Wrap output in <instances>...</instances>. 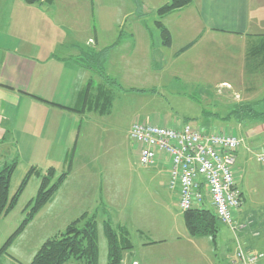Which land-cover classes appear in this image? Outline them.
<instances>
[{
  "label": "crops",
  "instance_id": "1",
  "mask_svg": "<svg viewBox=\"0 0 264 264\" xmlns=\"http://www.w3.org/2000/svg\"><path fill=\"white\" fill-rule=\"evenodd\" d=\"M113 1L53 0L50 4L45 1L27 3L25 0H0V167L14 155L19 157L11 179L10 198L16 194L32 167L42 170L54 167L57 174L68 172L59 190L15 237L12 236L24 218L26 205L38 192L40 179L33 176L15 206L0 217V248L8 240L11 248V251L0 256V264H29L42 243L56 231L63 230L85 212L97 216L101 205L120 203L118 187L106 183L102 176L111 163L106 160L100 164L99 161L101 143L106 144L108 153L116 146L113 133L110 140L104 139L108 130L104 127L103 115L112 106L111 97L104 93L111 92L105 87L111 83L105 80L97 67L81 62V56L87 53L79 46L81 38H76L77 31L93 28L95 31L91 36H86V45L101 43L100 17L105 4L123 2L129 8L131 6V10L123 11L121 20L128 15L134 16L130 30L116 31L113 44L95 51L100 55L104 51L105 54L110 53L100 63H103L109 77L112 61L118 70L124 65L122 46L127 44L132 47V53L138 43H146L145 54L151 53L154 31L146 17L155 12L158 16L154 20L155 26L158 27L157 20L160 19L171 32V48L175 42L179 45L174 53L176 59L204 40L208 43L222 39H229L233 41L231 43L240 41L244 45L240 73L243 75V87L248 85L245 83H250L244 77H260L264 83V0H190L186 6L162 16H159L158 8L172 0H162L150 9L146 6V0ZM73 31L75 34H72ZM190 43L193 44L188 50L177 54ZM87 52L92 54L91 51ZM252 89H243L245 98L237 101L234 110L241 104L256 103L257 109L264 111V98H253L250 94L254 92ZM107 100L110 102L104 110ZM232 112H227L223 118L227 119L228 124H238L242 131L239 137L243 139V144L238 150L237 159L243 150L241 148L245 152L257 149L258 154L264 149V145L255 138L264 131L263 116ZM212 122L206 121V118L204 120V123ZM246 140H251L250 144ZM164 159L160 156L155 165L145 168L155 169L165 178L163 187L168 191L171 203L178 207L176 196L167 188L168 169L161 162ZM204 207L212 208V205L206 201ZM41 212H46L50 217L49 224H55L57 229L41 238L35 236L30 243L19 245L29 225ZM235 214L239 223H249L238 233L245 250L261 252L256 251V247L262 240L259 238L264 236V228L257 225L254 216L247 214L244 200L242 208ZM118 227L126 229L120 224ZM186 234L197 243L168 245V240H165L157 247L154 264H230L236 246L234 233L232 249L229 247L228 252L222 255L217 253L219 248L212 237H193L189 231ZM128 235L132 237L131 231ZM149 248L150 241L143 243L142 250ZM125 254L123 264H151L152 261L146 255L138 260L130 251ZM263 259L259 264L263 263ZM66 264L81 263L72 260Z\"/></svg>",
  "mask_w": 264,
  "mask_h": 264
},
{
  "label": "rangeland",
  "instance_id": "2",
  "mask_svg": "<svg viewBox=\"0 0 264 264\" xmlns=\"http://www.w3.org/2000/svg\"><path fill=\"white\" fill-rule=\"evenodd\" d=\"M161 1L146 0V6L149 9L155 8ZM102 8L104 12L100 17L101 23L99 22L101 43L86 45L88 40L86 36L88 34L91 36L95 31L93 28L77 31L76 38H81L79 46L86 53L91 51L96 55L95 51L99 48L113 44L119 30L128 31L132 26L133 15L121 20L123 11L131 10V6L129 8L127 4L121 2L105 4ZM156 18L158 16L155 12L146 17L153 25L154 31L152 51L149 55L145 54L146 43H138L132 53V47L126 44L121 50L125 59L123 67L118 70V66L112 65L114 61L110 59L112 64L109 66V74L122 87L113 83L105 86L111 90L106 95L111 97L112 106L103 115V124L108 130L104 139L110 140L113 133L116 146L108 153L107 148L105 149L106 144L101 143L99 161L100 164L106 160L110 161L111 166L103 171L102 176L105 178L103 180L118 187L121 197L119 204L101 205L97 215L99 264H108L106 222L116 230L120 224L131 231L133 247L123 251L122 262L124 255H127L125 253L130 251L138 260L144 259V255L150 257L151 264H154L157 260V247L165 243V240H168V245L197 243L186 234L188 231L183 214L171 203L168 191L163 187L165 178L157 170L147 169L138 163L137 145L128 137V129L132 123L136 121L160 123L173 127L178 123L190 122L204 131L234 132L239 136L242 135V131L238 124H228L223 116L231 110L234 111L237 101L245 98L246 92L243 89L247 87L253 88L254 92L250 93L253 98L260 100L264 98V83L260 77L256 79L244 77L250 83H245L248 85L243 87V75L240 73L244 45L240 41L231 43L233 41L229 39H222L218 40L219 42L208 43L204 40L176 59L174 53L179 45L175 42L171 48L161 43L159 29L154 23ZM72 34H75L74 31ZM109 54L104 52L100 57L105 61ZM95 55L92 59L81 56V62L97 67ZM132 88L144 90H130ZM235 90L238 92L235 93ZM238 93L239 95H236ZM205 118L206 121L213 122L204 123ZM255 138L259 140V144L264 145V131ZM246 141L250 144L251 140ZM241 149L243 150L238 156L234 172L243 194L244 207L247 214L254 216L257 225L264 228V164L257 159V149L253 152ZM164 158L161 162L165 163L168 169L169 161L165 155ZM247 221L249 222V219ZM49 222L50 217L46 212L38 214L19 245L30 243L37 235L41 238L55 231L56 225ZM219 227L216 236L219 248L217 253L222 255L228 252L229 247L232 249L234 234L223 223L219 224ZM259 239L262 240L256 251L264 253V236ZM148 241L151 248L142 250L143 243ZM154 241L157 242L153 243ZM9 250L11 251L10 245L7 248L8 252ZM261 264H264V259Z\"/></svg>",
  "mask_w": 264,
  "mask_h": 264
},
{
  "label": "built area",
  "instance_id": "3",
  "mask_svg": "<svg viewBox=\"0 0 264 264\" xmlns=\"http://www.w3.org/2000/svg\"><path fill=\"white\" fill-rule=\"evenodd\" d=\"M129 137L137 145L141 166L151 167L160 156L167 157V188L176 196L182 212L210 202L220 222L236 237L230 264H259L264 253L246 251L238 235L249 223H239L235 218L236 211L243 206L234 172L243 144L241 137L229 132L204 131L190 122L171 127L138 121L132 123ZM257 159L264 164V149Z\"/></svg>",
  "mask_w": 264,
  "mask_h": 264
},
{
  "label": "trees",
  "instance_id": "4",
  "mask_svg": "<svg viewBox=\"0 0 264 264\" xmlns=\"http://www.w3.org/2000/svg\"><path fill=\"white\" fill-rule=\"evenodd\" d=\"M25 1L27 3H39L45 1L50 4L53 2V0ZM189 3L190 0H172L171 2L158 8L157 12L159 16H162L173 10L182 8ZM157 25L161 31L162 44L164 46L171 47L172 35L170 30L160 19L157 20ZM192 44L193 43L186 45L180 49L177 54L185 52L192 46ZM93 55L95 54L87 53L85 56L92 59ZM98 55L97 53L95 55V60L98 63V72L105 78L106 81L121 86L115 79L106 74L103 63L100 64L103 59L100 57V53ZM93 67L96 68V66ZM130 90L143 91L144 89L132 88ZM104 94L106 95L107 92ZM109 102V100H107V102L105 101L104 110L108 107ZM256 105V103L241 104L232 112V114L234 112H250L255 116H263L264 119V111H259L260 109H257ZM18 163L19 157L16 154L0 167V217L15 206L19 196L24 191L33 176L38 177L40 179V183L36 196L26 205L24 209V218L12 237H15L22 230H24L35 215L49 202V200L59 190L68 174V172L57 174V170L54 167H49L45 170L32 167L24 177L16 194L10 198L11 179ZM184 219L191 236H210L216 241V236L220 228L219 224L222 223L212 208L203 206L186 211L184 212ZM97 222V216L94 213H83L77 219L70 222L63 230L59 231V233L47 238L35 253L29 264H66L72 260L78 261L81 264H99ZM128 232L129 231L125 228L116 230L106 222L105 234L108 242V264H121L123 251L133 247L131 237L128 235ZM9 244L10 240H8L0 248V256L8 253L7 248Z\"/></svg>",
  "mask_w": 264,
  "mask_h": 264
}]
</instances>
